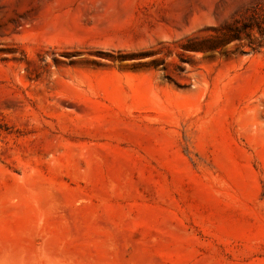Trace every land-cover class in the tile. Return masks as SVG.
<instances>
[{"label":"rangeland","instance_id":"1","mask_svg":"<svg viewBox=\"0 0 264 264\" xmlns=\"http://www.w3.org/2000/svg\"><path fill=\"white\" fill-rule=\"evenodd\" d=\"M0 264H264V0H0Z\"/></svg>","mask_w":264,"mask_h":264}]
</instances>
